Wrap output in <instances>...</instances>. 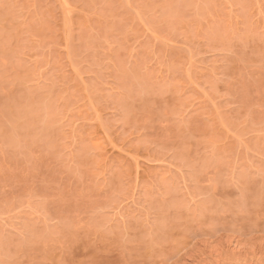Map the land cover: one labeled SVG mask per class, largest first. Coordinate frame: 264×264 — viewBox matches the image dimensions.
<instances>
[{
	"label": "rangeland",
	"instance_id": "1",
	"mask_svg": "<svg viewBox=\"0 0 264 264\" xmlns=\"http://www.w3.org/2000/svg\"><path fill=\"white\" fill-rule=\"evenodd\" d=\"M0 264H264V0H0Z\"/></svg>",
	"mask_w": 264,
	"mask_h": 264
},
{
	"label": "bare ground",
	"instance_id": "2",
	"mask_svg": "<svg viewBox=\"0 0 264 264\" xmlns=\"http://www.w3.org/2000/svg\"><path fill=\"white\" fill-rule=\"evenodd\" d=\"M232 243H234V242H232ZM232 243H231V244H232ZM235 243H236V242H235ZM229 245H230V243H229ZM232 245L234 246V244H232ZM238 245H239V244H238ZM238 245H237V247H238ZM235 246H236V244H235ZM231 248H232V247H231ZM234 248H235V247H234ZM240 248H241V247H240ZM237 249H238V248H237ZM218 250L220 251V248H218ZM218 250H216V251H218ZM230 251H231V250H230ZM234 251H235V250H234ZM252 251H254V250H252ZM214 252H215V250H214ZM231 253H232V252H231ZM235 253H236V252H235ZM238 253H240V252H238ZM253 253H254V252H253ZM253 253H252V254H253ZM216 254H217V253H216ZM216 254H215V255H216ZM232 254H233V253H232ZM217 255H218V254H217ZM219 255H220V252H219ZM239 256H240V255H239ZM238 258H239V257H238Z\"/></svg>",
	"mask_w": 264,
	"mask_h": 264
}]
</instances>
